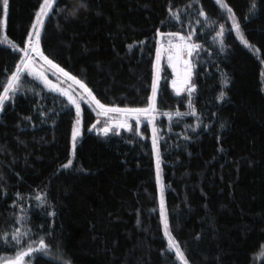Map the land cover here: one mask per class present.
Returning a JSON list of instances; mask_svg holds the SVG:
<instances>
[{
	"label": "trees",
	"instance_id": "16d2710c",
	"mask_svg": "<svg viewBox=\"0 0 264 264\" xmlns=\"http://www.w3.org/2000/svg\"><path fill=\"white\" fill-rule=\"evenodd\" d=\"M39 2L10 0V18L0 40L6 35L22 47ZM89 3L90 10L78 19H48L42 50L108 105H146L157 29L187 33L191 24L196 30L194 39L203 50L194 70L197 90L192 99L200 126L192 131L189 125L195 126L197 117L191 115L171 121L157 115L156 120L170 226L190 264H264V11L243 22L256 52L229 31L231 21L216 0ZM225 3L238 17L249 8V0ZM169 7L179 20L169 17ZM201 8L211 27L201 29L195 23ZM220 25L227 45L223 52L216 38ZM19 55L0 43V91ZM161 66L158 109L187 112V94L173 92L166 57ZM225 73L230 79L224 89L228 95L218 100ZM58 85L79 91L68 82ZM66 105V97L24 74L22 90L0 112V233L23 230L13 219L23 208L31 238L51 231L49 242L53 248L58 244L72 264H180L174 252L166 251L159 219L151 126L142 123V135L121 129L119 135L103 137L88 129L97 120L98 127L103 126L106 117H97L82 103L84 128L73 166L62 169L70 158L75 118L74 107ZM224 122L229 126L222 128ZM5 254L12 253L0 242V255ZM33 259L34 264H61L42 255Z\"/></svg>",
	"mask_w": 264,
	"mask_h": 264
},
{
	"label": "snow or ice",
	"instance_id": "6c2138e0",
	"mask_svg": "<svg viewBox=\"0 0 264 264\" xmlns=\"http://www.w3.org/2000/svg\"><path fill=\"white\" fill-rule=\"evenodd\" d=\"M199 0H197V3ZM217 5L220 6L228 14V19L231 21V28L229 31H234L236 37L241 43L254 51L258 52L259 49L255 48L249 39L246 38V30L243 26V22L250 20L253 16H256L258 11H264V0H249V8L247 13L243 17H238L233 8L230 7L225 0H216ZM90 10L89 0H72L68 3V0H40L34 13L33 19L30 24L29 30L25 36L21 38V44L8 39L6 35L3 36L0 43L7 44L19 55V60L15 65V70L6 77V83L2 85V91H0V112L5 111L6 105L14 102L17 93L22 90L23 76L28 74L35 79L41 81L43 85L55 92H58L61 96L66 97L67 107L69 109H75V118L72 122L71 129V141L69 156L70 158L66 163L60 165L62 169H68L73 166V158L77 152V142L82 136L83 123V109L82 103L88 105L92 111H94L97 117H110L106 120L103 126H99L100 121L97 120L91 124L89 131H95L98 135L108 137L109 134L119 135L120 130L124 129L129 132H135L137 135H142L140 128L142 123L146 122V125L151 126V147L152 153L155 158V180L159 189V219L162 225L163 235L167 239V252H174L176 260L180 264H190V260L186 255L185 250L182 248L181 243L173 235L169 214L166 210L165 204V189L162 183L161 177V151L159 147L158 128L156 124L157 115L167 116L169 121L173 117H183L185 115H191L197 117V124L195 126L189 125L192 131L195 132L196 127L200 126L198 118V111L193 103V93L197 90V84L193 79L195 68L198 61L200 52L203 50V45L196 42V30L189 25V30L184 33L183 30L175 32H162L159 29L156 30V47H155V60L152 64V81H151V95L147 98V103L142 107H119L115 105H108L102 103L100 99L93 93V90L82 79H78L77 76L71 72L66 71L64 67H61L59 63L54 62L48 55L42 50V36L45 28L46 21L53 16H63L66 20L78 19L82 13H87ZM169 17L172 20H179L180 16L177 11H173L169 7ZM100 13L97 12V15ZM196 24L201 25V29L205 26L211 27L210 18L205 11L201 8L196 13ZM203 18V21L199 19ZM10 18V0H0V33L6 28ZM216 38L220 40V51L223 52L226 48L225 44V28L220 25L218 31H216ZM143 43V42H140ZM129 49L133 45H128ZM166 57L167 66L172 70L171 88L176 96L181 94H187V112L176 111H164L160 112L157 107V96L159 91L160 73L162 71L161 61ZM264 64V60L260 61ZM38 65V66H37ZM52 70L57 75V80L60 77L64 78V81H70L71 84L78 86L79 91L73 89L61 88L57 83H53L48 79L45 74L46 71ZM264 76V72H261ZM230 83V79L227 74H223L221 81V90L217 96L218 100H224L228 95L224 89ZM114 114V115H113ZM41 115H46L45 112H41ZM30 120L31 117H27ZM134 122V123H133ZM228 127V123L224 122L220 125ZM206 128L207 125H204ZM185 140L191 139L189 136L184 137ZM217 141L220 137H216ZM223 150L222 148L220 149ZM18 199L20 194H16ZM37 201L43 204L45 201L40 195L35 197ZM18 200H14L13 204H17ZM21 215H14L13 219L15 223L23 226L15 227L11 233H0V242L6 246L11 255H0V264H34V257L37 254H43L44 256H50L53 252V244L49 242V238L53 236L51 231L45 232L43 235H39L38 239L33 240L32 229L28 227L27 213L21 208ZM47 215L54 216L55 212H48ZM139 223V221H138ZM199 238V234H197ZM261 255H264V243L260 244ZM55 252L57 257L63 256V249L57 244L55 245ZM63 264H72L71 259H64Z\"/></svg>",
	"mask_w": 264,
	"mask_h": 264
},
{
	"label": "rangeland",
	"instance_id": "374dc122",
	"mask_svg": "<svg viewBox=\"0 0 264 264\" xmlns=\"http://www.w3.org/2000/svg\"><path fill=\"white\" fill-rule=\"evenodd\" d=\"M37 66H38V65H37ZM47 73H48L49 75H51L52 77H54V78L57 80V75H56L52 70H48V71H46L45 74L47 75ZM57 82H58V84H61L62 82H68L69 86H71L72 88H73V87L78 88V86L71 84L70 81H64V78H63V77H60V79L57 80ZM57 82H56V83H57ZM113 115H114V114H113ZM109 118H110V117H106V120L109 119ZM37 255H42V256H44L43 254H37ZM45 257L51 258V259H53V260H55V261H58V262H60L61 264H63V260L66 259V258H64V256L58 258V257H57V254H56V252H55V248H53V252H52V254H51L50 256H45Z\"/></svg>",
	"mask_w": 264,
	"mask_h": 264
}]
</instances>
